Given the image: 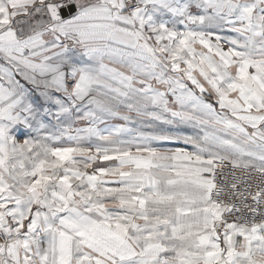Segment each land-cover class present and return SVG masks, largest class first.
I'll list each match as a JSON object with an SVG mask.
<instances>
[{"label": "crops", "instance_id": "1", "mask_svg": "<svg viewBox=\"0 0 264 264\" xmlns=\"http://www.w3.org/2000/svg\"><path fill=\"white\" fill-rule=\"evenodd\" d=\"M143 1L0 0V264H264V223L238 227L194 177L222 158L264 169V0ZM93 91L100 171L76 152L81 114L34 112ZM83 179L106 190L94 214Z\"/></svg>", "mask_w": 264, "mask_h": 264}, {"label": "built area", "instance_id": "2", "mask_svg": "<svg viewBox=\"0 0 264 264\" xmlns=\"http://www.w3.org/2000/svg\"><path fill=\"white\" fill-rule=\"evenodd\" d=\"M130 15L151 12L143 0H124ZM210 199L221 211L229 213L240 228H254L264 223V169L240 166L229 158L219 160L209 175ZM9 239L0 233V247Z\"/></svg>", "mask_w": 264, "mask_h": 264}, {"label": "rangeland", "instance_id": "3", "mask_svg": "<svg viewBox=\"0 0 264 264\" xmlns=\"http://www.w3.org/2000/svg\"><path fill=\"white\" fill-rule=\"evenodd\" d=\"M50 95L51 97L48 103L49 104L48 108L47 107L45 108L47 110L44 109V111H40V112L39 110H35L34 111L35 114L38 113L37 117H45V118L48 117L52 119L54 118L56 120H60L64 117H66L67 119L68 117L73 119L74 115L76 117V115L81 114L82 117H80V119L85 120V123H87L86 128L89 129V123L92 124L94 128V133L91 132L92 138H89L91 136L88 137L90 141H86L84 140L86 138H83L80 141V143H76V152L82 155V159H81L82 164L81 163L80 164L83 167L87 166V164L90 163V164H93L92 165L93 169L97 167V170L100 171L101 166H104L106 162V152H105L106 151V140H105L104 135L106 132V120H107L108 110H107L106 103H105V98H106L105 95H100L98 92H94V91L91 94H83L81 95L80 104H77V107L74 110H67L66 108V106H69L68 101L70 99L62 97L61 95H58V94H54V95L50 94ZM64 108H66V110H64ZM83 131L88 132L87 129H83ZM93 135H96V137H93ZM66 143L68 144L70 142H66ZM66 147H67L65 150L66 156H69L71 155L72 150H73V149H70L72 148V145H66ZM69 158L70 157H68V159ZM88 167H90V165H88ZM69 176L70 175H68V178ZM81 176H83L85 180L86 178H90L89 175L87 174H82ZM97 176L99 178H102V181H104V178H103L104 175H101V176L97 175ZM206 176L194 175L195 178H199L203 181V184L200 183L201 184L200 194L195 195L196 197L203 196L204 195L203 193L206 192L207 190L206 181L208 180L209 177L208 176L206 177ZM93 177L96 181V175H94ZM93 177L91 179V183L89 182V184H91L92 187L95 183L93 180ZM84 179L81 183L83 185L84 184H87V185L81 188L82 194L85 198H87L86 199V201H88L87 203L91 204V206H88V208L86 209L88 210L87 212H92V214H94L96 210L95 207L105 202L104 198L106 196V190L102 189L100 191H96V190H93L92 187L90 189L88 186V181H85ZM182 191L184 192L183 189L181 190L179 189L177 195L179 194V196H181L183 193ZM165 197L167 196L165 195ZM210 202H212V200Z\"/></svg>", "mask_w": 264, "mask_h": 264}, {"label": "water", "instance_id": "4", "mask_svg": "<svg viewBox=\"0 0 264 264\" xmlns=\"http://www.w3.org/2000/svg\"><path fill=\"white\" fill-rule=\"evenodd\" d=\"M74 5L65 6L64 3L58 5H50L48 7L51 18L53 21H58L62 18H66L72 12Z\"/></svg>", "mask_w": 264, "mask_h": 264}]
</instances>
